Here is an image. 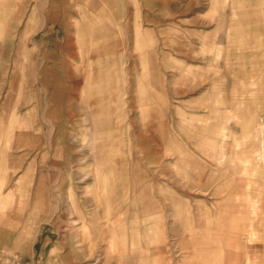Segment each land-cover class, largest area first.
Masks as SVG:
<instances>
[{"label":"rangeland","instance_id":"1","mask_svg":"<svg viewBox=\"0 0 264 264\" xmlns=\"http://www.w3.org/2000/svg\"><path fill=\"white\" fill-rule=\"evenodd\" d=\"M0 264H264V0H0Z\"/></svg>","mask_w":264,"mask_h":264},{"label":"crops","instance_id":"2","mask_svg":"<svg viewBox=\"0 0 264 264\" xmlns=\"http://www.w3.org/2000/svg\"><path fill=\"white\" fill-rule=\"evenodd\" d=\"M142 43V42H141ZM145 44H147V43H143V45H145ZM148 45V44H147ZM90 144L92 145V146H94V144H95V141L92 139L91 141H90ZM110 262H111V260H110Z\"/></svg>","mask_w":264,"mask_h":264}]
</instances>
